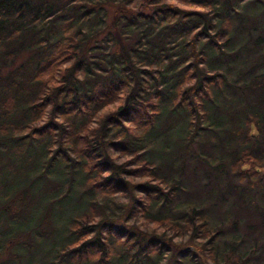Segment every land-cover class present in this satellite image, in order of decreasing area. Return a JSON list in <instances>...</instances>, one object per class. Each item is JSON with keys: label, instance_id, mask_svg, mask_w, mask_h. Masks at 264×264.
I'll use <instances>...</instances> for the list:
<instances>
[{"label": "trees", "instance_id": "1", "mask_svg": "<svg viewBox=\"0 0 264 264\" xmlns=\"http://www.w3.org/2000/svg\"><path fill=\"white\" fill-rule=\"evenodd\" d=\"M6 249L264 264V0H0Z\"/></svg>", "mask_w": 264, "mask_h": 264}, {"label": "rangeland", "instance_id": "2", "mask_svg": "<svg viewBox=\"0 0 264 264\" xmlns=\"http://www.w3.org/2000/svg\"><path fill=\"white\" fill-rule=\"evenodd\" d=\"M251 241H252V239H251ZM13 256H16V254H13ZM8 257H9V253H8L7 249L4 250V252L2 254H0V260L4 259V258L7 259Z\"/></svg>", "mask_w": 264, "mask_h": 264}]
</instances>
